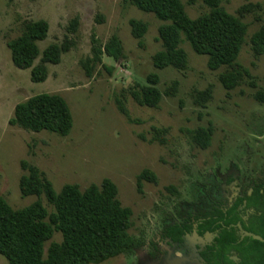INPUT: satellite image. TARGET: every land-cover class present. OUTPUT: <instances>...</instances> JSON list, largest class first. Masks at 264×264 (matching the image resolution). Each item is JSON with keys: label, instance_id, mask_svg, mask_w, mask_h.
Segmentation results:
<instances>
[{"label": "rangeland", "instance_id": "rangeland-1", "mask_svg": "<svg viewBox=\"0 0 264 264\" xmlns=\"http://www.w3.org/2000/svg\"><path fill=\"white\" fill-rule=\"evenodd\" d=\"M185 1L190 18L207 10L201 3L189 6ZM246 3L262 5L255 14L261 21H255L254 14L241 18L247 33L237 61L248 76L227 92L217 81L221 70L210 71L206 56L195 54L185 41L181 47L188 58L186 71L154 69L151 56L160 50L157 29L162 22L122 0H0V197L13 209L38 200L19 194L22 161L35 165L56 193L65 184L84 189L107 178L115 184L121 205L132 210L129 234L140 239L141 246L130 256L102 264H202L197 252L210 242V235L199 238L192 231L182 246L175 247L163 230L176 213L205 208L226 191L233 196L249 172L264 163V104L253 98L255 89L264 88V56H254L249 44L250 36L264 24V0H224L221 6L236 15ZM98 16L104 20L98 22ZM74 18L76 31L70 32L67 27ZM130 19L148 24L141 48L130 34ZM36 20L48 25L45 39L36 43L39 53L50 44L73 42L59 64H45L47 77L40 83L30 80L28 69L13 66L6 47L24 23ZM111 34L120 39L123 59L114 63L103 57L88 77L81 63L91 56V36L104 42ZM149 73L158 76L161 92L176 82L174 95H162L156 109L136 105L124 92L133 83L143 85ZM208 86L210 98L200 106L196 95ZM38 93L58 94L64 100L72 118L67 136L8 125L14 106ZM120 97L132 122L115 106ZM207 127L212 133L202 150L192 132ZM163 128L167 130L163 144L149 143L152 129ZM143 169L155 175L156 183L143 180L139 188L137 175ZM40 200L50 211L43 197ZM60 239L54 233L45 249ZM0 264H7L1 255Z\"/></svg>", "mask_w": 264, "mask_h": 264}, {"label": "trees", "instance_id": "trees-1", "mask_svg": "<svg viewBox=\"0 0 264 264\" xmlns=\"http://www.w3.org/2000/svg\"><path fill=\"white\" fill-rule=\"evenodd\" d=\"M122 1L162 22L157 29L160 50L151 56L154 69L170 67L186 71L188 58L181 47L185 41L195 54L206 56L210 71L221 70L217 81L225 91H232L240 85L243 76H248L247 70L237 61L247 33V25L241 18L254 14V20L261 21L255 15L261 10V4H243L236 9V15H232L221 6L224 0H186L189 6L201 3L207 9L198 17L190 18L182 0ZM97 18L98 22L104 20L102 16ZM128 25L131 36L141 48L148 24L130 19ZM76 27L77 19L74 18L67 30L75 32ZM47 31L48 25L43 20L27 22L17 37L6 42L13 66L28 69L33 83L43 82L47 77L45 64H59L61 55L73 44L64 40L61 44L48 45L39 53L36 43L45 39ZM90 43L91 56L81 63L88 77L96 65L102 64L103 57L111 58L114 63L124 57L116 34L109 35L104 42L92 35ZM249 44L254 56H264V24L250 36ZM158 82V76L149 73L143 85L133 83L124 92L136 105L156 109L162 95L173 96L176 92L175 81L163 92ZM210 93L211 86H208L196 95V103L203 106ZM253 98L264 104V88L255 89ZM123 100L115 98V106L128 122H132ZM7 123L32 133L45 131L65 137L71 130L72 118L58 94L38 93L17 103ZM152 130L154 135L149 143L163 144L162 135L167 130ZM211 133L210 127L197 128L192 132V140L200 149H206ZM20 168L23 172L18 181L20 196L34 195L38 200L27 207L13 209L0 197V255L7 264H102L118 256H130L141 246L140 239L129 234L132 210L118 201L117 188L111 180L103 178L99 184H90L84 189L76 184H65L56 193L35 165L22 161ZM143 180L156 183L155 175L147 169L137 175L139 188ZM40 197L50 211L43 206ZM193 230L198 235L213 234L211 244L198 252L204 264H256L258 256L259 263L264 264V243L251 240V244L259 246H243L239 235L225 228L221 201L193 213H176L163 230V236L180 244L185 233ZM54 233H59L60 241L50 242L45 249V243Z\"/></svg>", "mask_w": 264, "mask_h": 264}, {"label": "flooded vegetation", "instance_id": "flooded-vegetation-1", "mask_svg": "<svg viewBox=\"0 0 264 264\" xmlns=\"http://www.w3.org/2000/svg\"><path fill=\"white\" fill-rule=\"evenodd\" d=\"M247 177V179L245 177V180L242 181L233 196L230 192L226 191L223 196H220V198L213 202L221 201L225 228L239 235L243 246H259L251 244V240L264 243V163L256 170L249 172ZM226 183L229 184L230 180H226ZM194 232L199 238L205 235L211 236L210 242L198 249V252L206 245L211 244L213 234L206 232L203 235H198L196 231ZM189 234H192V232L185 233L184 237ZM182 242L180 244L171 243L177 247L182 246ZM198 252V259L204 264ZM257 258L258 261L256 264H260L259 256Z\"/></svg>", "mask_w": 264, "mask_h": 264}, {"label": "clouds", "instance_id": "clouds-1", "mask_svg": "<svg viewBox=\"0 0 264 264\" xmlns=\"http://www.w3.org/2000/svg\"><path fill=\"white\" fill-rule=\"evenodd\" d=\"M148 238H150V236Z\"/></svg>", "mask_w": 264, "mask_h": 264}, {"label": "water", "instance_id": "water-1", "mask_svg": "<svg viewBox=\"0 0 264 264\" xmlns=\"http://www.w3.org/2000/svg\"><path fill=\"white\" fill-rule=\"evenodd\" d=\"M257 239H259V238H257Z\"/></svg>", "mask_w": 264, "mask_h": 264}]
</instances>
